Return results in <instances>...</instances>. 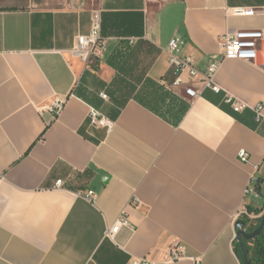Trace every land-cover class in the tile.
Instances as JSON below:
<instances>
[{
  "label": "crops",
  "instance_id": "obj_1",
  "mask_svg": "<svg viewBox=\"0 0 264 264\" xmlns=\"http://www.w3.org/2000/svg\"><path fill=\"white\" fill-rule=\"evenodd\" d=\"M97 9L106 50L85 63L72 51ZM239 30L264 33V0H0V264H163L178 244L189 258L170 264H242L236 223L264 215V122L224 97L264 104V39L256 63L222 61L220 94L197 81L193 101L164 83L172 39L206 74ZM55 98L56 119L40 111ZM90 107L112 133L88 126ZM123 211L131 227L111 241Z\"/></svg>",
  "mask_w": 264,
  "mask_h": 264
},
{
  "label": "built area",
  "instance_id": "obj_2",
  "mask_svg": "<svg viewBox=\"0 0 264 264\" xmlns=\"http://www.w3.org/2000/svg\"><path fill=\"white\" fill-rule=\"evenodd\" d=\"M101 1V0H99ZM148 3H155L159 0H146ZM233 15H251L253 11L245 8H234L229 10ZM101 9L94 11L92 16L91 28L88 34L78 35L76 39V45L72 51L74 57L79 58L85 63H89L92 60L100 59L106 50V41L101 36ZM264 39V33L262 31L255 30H239L228 31L220 38L221 56L215 58L206 74H200L196 68L195 60L192 56H180V49L183 45V41L179 38H174L169 42L167 54L170 68L174 71L175 79L173 81L166 80L164 83L172 90L185 89L186 94L193 100L202 97V92L192 88V84L197 81L204 83L205 88L213 91L216 94L222 93L224 90L216 84L215 76L220 68V65L225 59H236L249 61L256 63L259 57V44ZM104 99H108L106 94H101ZM224 102L231 106L235 113H239L246 109H251L255 113L256 123L262 124L264 122V104L259 103L254 107H251L246 102L234 97L230 93L226 92ZM66 102L59 98H55L48 105L43 106L40 111H48L54 115V118H58L65 109ZM87 124L94 129L104 130L107 135L112 133L116 126V122L107 118L98 109L94 107L89 108L87 116ZM238 159L240 162L248 164L250 163V155L246 150H241L238 153ZM63 181L57 182V187H61ZM253 192L252 187H248L246 193ZM85 198L90 202H95L97 194L94 191H88ZM131 205H140L138 198H133ZM242 215L251 217L252 215L247 212H241L234 218L237 220ZM131 227L128 221V215L126 211H123L116 220L115 224L109 227L106 231V238L115 241L118 233L123 228ZM189 258L187 250L184 245H174L168 251L163 264H170ZM195 264H202L200 258H194ZM130 264H157L149 261L145 258L132 259Z\"/></svg>",
  "mask_w": 264,
  "mask_h": 264
},
{
  "label": "trees",
  "instance_id": "obj_3",
  "mask_svg": "<svg viewBox=\"0 0 264 264\" xmlns=\"http://www.w3.org/2000/svg\"><path fill=\"white\" fill-rule=\"evenodd\" d=\"M261 221H262V217L259 219L257 225H248L249 222L246 219V221L244 222L245 228L248 226L247 231L253 232L260 226ZM245 245H246V249L248 252V258H249L248 264H264V229L254 240L246 241ZM236 252L243 264L244 258H243L241 246L238 242L236 245Z\"/></svg>",
  "mask_w": 264,
  "mask_h": 264
},
{
  "label": "water",
  "instance_id": "obj_4",
  "mask_svg": "<svg viewBox=\"0 0 264 264\" xmlns=\"http://www.w3.org/2000/svg\"><path fill=\"white\" fill-rule=\"evenodd\" d=\"M237 227V234H236V240L241 246L243 258H244V263L243 264H248L249 263V258H248V252L246 249L245 242L246 241H251L254 240L264 229V215L262 217V221L260 226L253 232H248L245 229V223L242 220H239L236 223Z\"/></svg>",
  "mask_w": 264,
  "mask_h": 264
},
{
  "label": "rangeland",
  "instance_id": "obj_5",
  "mask_svg": "<svg viewBox=\"0 0 264 264\" xmlns=\"http://www.w3.org/2000/svg\"><path fill=\"white\" fill-rule=\"evenodd\" d=\"M242 221H244V222H245L246 220H245V219H242ZM248 222H249V221H248Z\"/></svg>",
  "mask_w": 264,
  "mask_h": 264
}]
</instances>
